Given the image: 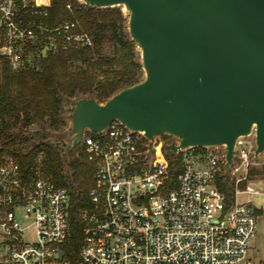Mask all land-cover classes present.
Wrapping results in <instances>:
<instances>
[{
  "label": "built area",
  "instance_id": "obj_1",
  "mask_svg": "<svg viewBox=\"0 0 264 264\" xmlns=\"http://www.w3.org/2000/svg\"><path fill=\"white\" fill-rule=\"evenodd\" d=\"M51 7V0H0V56L13 68L42 39L72 50L93 46L78 21L52 27ZM163 138L150 142L117 120L100 133L85 131L82 153L95 172L75 250L67 249L71 193L55 183L44 153L28 170L0 160V264H249L257 216L253 202L238 196L258 191L239 187L254 164L246 137L236 141L229 167L224 146H187L169 158L165 146L179 140ZM224 173L235 181L233 198L217 185Z\"/></svg>",
  "mask_w": 264,
  "mask_h": 264
},
{
  "label": "water",
  "instance_id": "obj_2",
  "mask_svg": "<svg viewBox=\"0 0 264 264\" xmlns=\"http://www.w3.org/2000/svg\"><path fill=\"white\" fill-rule=\"evenodd\" d=\"M81 1L128 11L144 78L104 102L74 100L69 136L45 140L66 161L86 130L100 133L115 120L150 142L177 138L165 153L224 146L227 167L238 138L254 135L255 156L264 153V0Z\"/></svg>",
  "mask_w": 264,
  "mask_h": 264
},
{
  "label": "trees",
  "instance_id": "obj_3",
  "mask_svg": "<svg viewBox=\"0 0 264 264\" xmlns=\"http://www.w3.org/2000/svg\"><path fill=\"white\" fill-rule=\"evenodd\" d=\"M51 3L50 25L78 21L92 37L93 46L72 50L59 39L53 43L42 39L29 44L25 64L18 68L0 56V160L13 158L28 170L35 157L44 153L55 183L71 193L67 249L75 250L82 238L80 210L87 205L94 164L81 152L66 165L62 149L45 140L51 132L68 128L67 104L80 97L104 102L143 80L144 70L141 52L129 34V15L124 14L122 7L99 8L78 0ZM180 170L173 173L174 185ZM257 174L260 172L251 169L249 177ZM246 183L241 182L240 188H245ZM217 185L228 197H234L235 181L228 173L219 176Z\"/></svg>",
  "mask_w": 264,
  "mask_h": 264
},
{
  "label": "rangeland",
  "instance_id": "obj_4",
  "mask_svg": "<svg viewBox=\"0 0 264 264\" xmlns=\"http://www.w3.org/2000/svg\"><path fill=\"white\" fill-rule=\"evenodd\" d=\"M78 1L80 3H83L81 0H78ZM122 11L124 12L126 16L129 15L128 11L124 7H122ZM72 107H73L72 103L67 104L66 106V109H67L66 115L68 117V123H69L68 128L64 129L61 132H51L48 138L54 139V141L59 142L62 139L69 136L70 128L72 125L71 123ZM163 139H164V144L165 143L167 144L168 142H171L172 140H174L173 137L163 138ZM245 140L247 141L246 148L249 149L250 157L254 162L250 170L254 169L260 172V174H257L253 177H249L246 183V185L251 183L254 189L258 192L254 194L241 193L238 196V200L241 203H246L248 201L253 202V210L255 211L256 216H257V231L250 245L249 253L247 256V261H249V264H264V172H263L264 171V153H261L259 156H255L256 148H255L254 137H246ZM82 151H83L82 145H80L76 149H70L68 151L70 160L66 161V163L69 165V163L73 161V159L78 157V154L81 153ZM238 152H239V149L237 153ZM168 156L169 158H174L175 154L172 152H169ZM240 189H244V188H240Z\"/></svg>",
  "mask_w": 264,
  "mask_h": 264
}]
</instances>
